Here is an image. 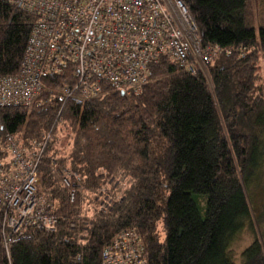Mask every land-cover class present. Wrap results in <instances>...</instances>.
<instances>
[{"label": "trees", "instance_id": "16d2710c", "mask_svg": "<svg viewBox=\"0 0 264 264\" xmlns=\"http://www.w3.org/2000/svg\"><path fill=\"white\" fill-rule=\"evenodd\" d=\"M184 1L203 43L218 46L207 72L163 57L138 93L105 85L64 97L69 68L43 79L40 105L0 109L1 166L8 134L28 144L55 133L40 169L50 176L42 203L58 216L55 230L22 228L7 249L0 209V264H100L103 247L129 228L149 264H238L231 244L250 228L241 264H264L249 197L264 173V23L249 24L250 0ZM34 21L0 0V76L19 70ZM65 168L77 173L74 201Z\"/></svg>", "mask_w": 264, "mask_h": 264}, {"label": "built area", "instance_id": "2783aa9c", "mask_svg": "<svg viewBox=\"0 0 264 264\" xmlns=\"http://www.w3.org/2000/svg\"><path fill=\"white\" fill-rule=\"evenodd\" d=\"M35 16L26 50L17 73L0 76V109L12 105L42 103L43 79L72 69L74 84L66 85L64 97L75 91L89 96L108 85L138 93L147 83L152 66L163 57L177 61L192 73L204 70L218 46L204 44L195 18L184 0H7ZM1 129V124H0ZM55 138L50 131L42 139L21 143L8 134V159L0 165V209L8 249L13 235L34 225L55 230L58 216L45 210L42 195L50 176L40 169L43 153ZM72 187L77 173H60ZM99 195L100 208L111 201ZM100 264H149L146 245L135 228L124 229L101 251Z\"/></svg>", "mask_w": 264, "mask_h": 264}, {"label": "rangeland", "instance_id": "374dc122", "mask_svg": "<svg viewBox=\"0 0 264 264\" xmlns=\"http://www.w3.org/2000/svg\"><path fill=\"white\" fill-rule=\"evenodd\" d=\"M249 2L250 5L247 11V20L249 24L258 29V27L264 23V0H250ZM262 63V68L264 70V60ZM204 70L207 72L206 67ZM116 176L118 178V175ZM119 179H122L123 182H125L124 175H120ZM115 183L119 184V180L115 181ZM249 194L251 206L254 210V217L256 219L255 233L258 234L264 243V173L260 182L256 183V181H254L252 183ZM254 236L255 234L253 231L250 228H246L243 229V231L233 240L230 250L238 264H241L242 252L254 240Z\"/></svg>", "mask_w": 264, "mask_h": 264}, {"label": "water", "instance_id": "95a60500", "mask_svg": "<svg viewBox=\"0 0 264 264\" xmlns=\"http://www.w3.org/2000/svg\"><path fill=\"white\" fill-rule=\"evenodd\" d=\"M124 93V91H122Z\"/></svg>", "mask_w": 264, "mask_h": 264}]
</instances>
